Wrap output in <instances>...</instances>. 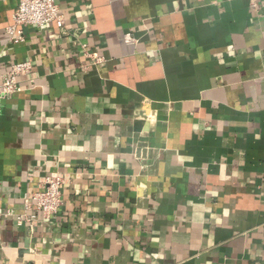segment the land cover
<instances>
[{"label":"crops","instance_id":"0c3cea01","mask_svg":"<svg viewBox=\"0 0 264 264\" xmlns=\"http://www.w3.org/2000/svg\"><path fill=\"white\" fill-rule=\"evenodd\" d=\"M54 1L11 45L0 0V264H264V0Z\"/></svg>","mask_w":264,"mask_h":264},{"label":"built area","instance_id":"2783aa9c","mask_svg":"<svg viewBox=\"0 0 264 264\" xmlns=\"http://www.w3.org/2000/svg\"><path fill=\"white\" fill-rule=\"evenodd\" d=\"M259 0H250L253 9L257 8ZM50 24H57L60 28L64 26L63 16L54 0H18L17 9L13 15V24L7 28L8 44H20L25 41L24 27L35 26L39 28ZM124 44L133 46L137 39L130 34L123 37ZM86 48L83 46V49ZM93 65L103 60L102 57L84 50ZM33 70L31 61L16 63L10 70L0 75V135L1 121L3 117V102L21 90L22 78ZM64 180L60 176L46 177L39 189L33 195L34 205L37 212L41 213L45 220L55 219L63 206ZM36 219V214L20 215L17 223L22 226L26 222Z\"/></svg>","mask_w":264,"mask_h":264}]
</instances>
